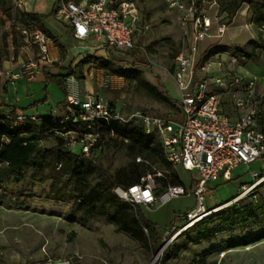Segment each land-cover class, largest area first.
<instances>
[{"label": "rangeland", "instance_id": "1", "mask_svg": "<svg viewBox=\"0 0 264 264\" xmlns=\"http://www.w3.org/2000/svg\"><path fill=\"white\" fill-rule=\"evenodd\" d=\"M133 1L141 9L135 48L126 52L108 50L110 66L115 69L121 67L125 71L138 70L139 77L174 102L180 103L181 95L173 80V73L177 54L188 47V37L180 23L189 4L182 0L185 7L178 10L170 8L168 0ZM217 2L220 7L219 15H222L220 11L229 4L228 0ZM208 7V0L199 4L201 11ZM246 7H249L252 18H260L264 23V0L242 3L232 19L224 17L223 22L233 27L244 25L246 18L240 14ZM208 13L214 15L215 9ZM13 24L8 22L5 29H0L2 59H6L9 54L4 48L5 42H20L21 33L17 31V25ZM47 25L55 33L62 29L55 19L48 21ZM146 25L149 26L148 31H144ZM214 27L216 28V22ZM243 30L251 38V33L245 28ZM187 31L190 35L191 26ZM212 42L214 41L210 39L200 42V55L213 49V45H209ZM250 42L240 47H227L226 50L251 49ZM258 52L263 57L260 56L259 60H240L236 66L237 73L264 78V48ZM199 57L202 63L204 56ZM68 76L63 78L64 86ZM75 78L83 98L93 94L123 110H142L153 115L180 119V112L175 105L147 96L138 89L137 82H128L111 75L107 70L85 66L77 69ZM261 84H264V80ZM51 90L53 99H56L59 93L55 84ZM215 90H220L219 86ZM236 96L232 98L235 99ZM258 101L261 102L258 119L264 128V90ZM40 144L50 149L56 146V141L54 137H48ZM127 145L121 138H109L88 159L100 168L101 174L107 176L114 175L123 168L132 169L136 157L130 155ZM74 154H80L79 145ZM151 164V167L145 169L147 173L157 171L163 174V179L157 180L160 188L158 195L161 196L169 186H173L172 179L159 165L153 162ZM138 168L143 171L142 167ZM58 170L59 167H56V171ZM176 170L183 187L190 191L192 177L182 169ZM262 171L264 160H259L250 166H240L234 171L232 181L209 184L212 198L210 201L206 199V205L214 213L206 218L205 224L185 228L180 219L196 207V199L192 193L169 200L163 205L137 207L146 221L161 229V247L153 254L107 221H94L84 225L79 218H70L76 202L66 196L59 198L53 187L58 181L61 189L66 187L68 191L74 192L79 187L78 184L61 173L52 174L49 169H30L21 181L11 179L0 183V264H191L194 257L202 256L206 257L209 264H264V237L261 230L264 228V211L259 210L257 216L260 218L254 221L236 219V212L247 216V205L250 202L258 205L264 202V184L253 191L249 189L253 183L252 173L261 174ZM98 181V176L92 177L89 187ZM231 219L237 220L236 225L227 229L224 222ZM178 234H184V237L176 238Z\"/></svg>", "mask_w": 264, "mask_h": 264}, {"label": "built area", "instance_id": "2", "mask_svg": "<svg viewBox=\"0 0 264 264\" xmlns=\"http://www.w3.org/2000/svg\"><path fill=\"white\" fill-rule=\"evenodd\" d=\"M23 6L22 1H16ZM189 8L181 18V29L188 37V47L175 58L173 80L181 100L177 103L180 119L153 115L142 110H123L93 94L83 98L78 91V80L71 73L65 80V113L63 116H40L38 114L7 112L2 115L13 127L41 125L45 122L63 125L56 130L74 153L79 145L83 159H88L93 151L100 150L103 144L115 137L113 129L104 135L105 126L129 127L138 125L144 134L156 137L166 160L176 169H182L192 177L190 191L185 187L170 186L161 196L158 195L156 179L161 173H148L139 182L127 188L116 187L114 194L132 208H151L163 205L169 200L192 193L196 199L195 209L180 219L185 228L194 225L212 212L206 205L210 195L209 184L232 180L233 171L240 166L264 160V130L259 128V101L256 94L258 85L264 78L255 75L244 76L236 71L240 60L230 50L220 47L199 53L200 42L206 39H221L228 28L219 15L217 0H208L205 11L199 4L205 0H186ZM172 9L183 10L182 0H168ZM215 9L214 15L209 11ZM249 7L241 11L244 16ZM56 20L71 29L74 39L86 41L93 37L108 50L117 52L132 51L135 48L139 31L141 9L133 0H55L53 12ZM213 21L216 22L213 32ZM191 26V34L188 28ZM245 27H255L251 19ZM149 26L144 27L148 31ZM264 34V26L259 28ZM26 41L38 47L39 56L23 62L16 70L0 68V79L7 85L20 80H34L41 67L52 62L51 40L41 30H23ZM204 56L202 63L200 57ZM1 63V61H0ZM216 86L221 92H235V106L239 119L231 123L221 113ZM137 163H147L142 158ZM250 191L264 182V171L252 173ZM208 212V213H206Z\"/></svg>", "mask_w": 264, "mask_h": 264}, {"label": "trees", "instance_id": "3", "mask_svg": "<svg viewBox=\"0 0 264 264\" xmlns=\"http://www.w3.org/2000/svg\"><path fill=\"white\" fill-rule=\"evenodd\" d=\"M253 0H228V3L220 13L232 19L236 10L242 3H251ZM45 16L36 13H27L21 11L12 5L11 0H0V29H4L8 22L18 25L19 30H41L45 35L51 37L49 31L44 27L43 21ZM251 22L256 28H261L264 23L260 18L254 19L251 16ZM251 49L242 48L234 51V56L239 60H259L260 53L258 51L264 48V39L259 41H251ZM8 48V44H4ZM16 54V51L14 52ZM3 59L0 58V61ZM92 64L97 69L107 70L111 75L123 78L128 82H137L139 90H142L147 96L155 100L172 105L177 108V103L169 96L162 94L156 87L148 84L143 78L139 77L136 69L125 71L123 68H112L110 62L104 59L93 57L85 58L80 65L84 66ZM52 77L48 76V83ZM59 86L65 90L62 80H58ZM48 95V90L46 89ZM46 99L42 102L44 103ZM114 105V104H112ZM12 115L18 114L17 109L12 108ZM63 125L45 122L41 125H27L23 128L13 127L11 121L5 120L0 115V183L13 179L18 182L25 178L26 171L32 169L34 171H42L49 169L52 174L61 173L68 176L71 180L78 184V188L74 192L68 191L66 187L60 188V184L55 182L54 191L64 198L65 196L76 202L75 208L70 214V218H79L84 225H89L94 221H107L115 226L119 231L125 233L131 240L136 241L142 248L150 250L153 254L157 253L161 247L160 233L161 229L152 223L146 221L138 208H132L121 202L114 194L116 187L127 188L128 186L139 182V180L147 175L145 169L151 167V163H155L168 172L171 177L173 186L183 187V182L178 171L165 158L160 141L154 137L144 134L142 128L138 125L129 127L111 125L105 126L104 135L110 134L113 129L115 137L121 138L128 143L127 148L134 158L142 156L147 163H137L131 168H123L115 172L114 175L101 174L100 168L91 160L83 159L77 154L71 152L66 146V141L58 134L56 130L62 131ZM48 137H54L56 146L54 148H44L41 141ZM56 167L59 170L56 171ZM138 167H142L143 171ZM153 173H157L153 172ZM98 176L99 181L92 187H89V181L92 177ZM161 177L156 179H163ZM260 184L259 186L263 185ZM159 185V184H158ZM157 185V186H158ZM167 185V182L164 183ZM258 186V187H259ZM170 187V186H169ZM257 188V187H256ZM158 187V194H159ZM255 197V195H253ZM264 211V202L261 205L250 202L247 205V216L236 212L238 220H256L260 218L257 212ZM206 219L196 223L205 224ZM237 220H228L224 222L227 229H231L236 225ZM194 225V226H195ZM262 236L264 237V228ZM184 237V234L180 235ZM191 264H209L205 256L194 257Z\"/></svg>", "mask_w": 264, "mask_h": 264}, {"label": "crops", "instance_id": "4", "mask_svg": "<svg viewBox=\"0 0 264 264\" xmlns=\"http://www.w3.org/2000/svg\"><path fill=\"white\" fill-rule=\"evenodd\" d=\"M16 1L18 0H11L12 5L21 11L45 16L43 25L51 34V37L49 38L51 40L50 53L52 62L43 65L35 79L31 81L20 80L14 85H7L0 79V115L11 112L12 108H15L18 113L38 114L40 116H62V114L65 113L64 104L66 105V93L65 90L59 86L58 80H62L63 82V78L68 76L69 73H76L78 68H83L85 66L93 67L92 64L84 66L80 65V63L87 57L108 61V49L102 46L93 37L86 41L74 39L71 29L60 22L59 24L62 26L61 31H57L56 33L53 32L48 27L47 22L53 19L56 20L53 14L55 0H19L24 3L23 6H19ZM114 2H118V0H114ZM244 17L246 18L244 25L234 27L228 26L225 35L221 39H210L214 42L209 45H213V48L220 47L227 49V47L233 48L243 46L248 41H259L264 39V34L259 31V28L251 27L250 29H247L245 27L246 23L251 19L249 9ZM214 26L215 22L213 21V32H215ZM243 28L251 33V38L247 33H244ZM16 29L21 33V36L19 35L20 42L12 41L8 44V48L4 47L8 50L9 54L6 59L1 61L0 68L16 70L21 63L35 60L39 56L38 47L26 41V38L22 34V31L19 30L18 25ZM229 50L234 52V49ZM15 51L16 54L14 53ZM260 56L261 58L263 57L262 54ZM48 76L52 77L49 83L47 81ZM53 84L56 85V91L59 93L56 96V99H53V93L51 90ZM46 89L48 90V95L46 94ZM263 90L264 84L260 83L256 91L258 99ZM217 93L220 100L221 113L227 116L231 123H235L239 119L240 113L235 106V99L232 97L236 96L237 93L221 92L220 90L217 91ZM45 99L46 101L42 103ZM259 104L261 105V102ZM259 128H262L261 130L264 129L261 121H259ZM211 198L212 194L207 196L209 201Z\"/></svg>", "mask_w": 264, "mask_h": 264}, {"label": "bare ground", "instance_id": "5", "mask_svg": "<svg viewBox=\"0 0 264 264\" xmlns=\"http://www.w3.org/2000/svg\"><path fill=\"white\" fill-rule=\"evenodd\" d=\"M206 213H208V212H206ZM214 213V211L212 210V212L211 213H209L208 215H206L205 216V218H209L212 214ZM190 228H191V226H190ZM180 235L178 234L177 236H176V238H178ZM60 264V263H59Z\"/></svg>", "mask_w": 264, "mask_h": 264}]
</instances>
